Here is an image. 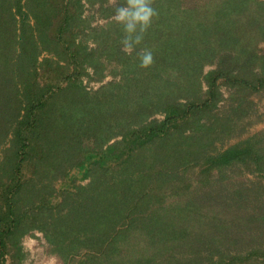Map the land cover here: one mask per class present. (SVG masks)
Segmentation results:
<instances>
[{
	"label": "trees",
	"instance_id": "16d2710c",
	"mask_svg": "<svg viewBox=\"0 0 264 264\" xmlns=\"http://www.w3.org/2000/svg\"><path fill=\"white\" fill-rule=\"evenodd\" d=\"M149 4L129 35L127 0H0V264L33 232L65 264H264V202L215 189L264 181V0Z\"/></svg>",
	"mask_w": 264,
	"mask_h": 264
},
{
	"label": "rangeland",
	"instance_id": "374dc122",
	"mask_svg": "<svg viewBox=\"0 0 264 264\" xmlns=\"http://www.w3.org/2000/svg\"><path fill=\"white\" fill-rule=\"evenodd\" d=\"M110 5L114 4L116 0H109ZM91 12H88V15H90ZM97 16V15H96ZM106 23V21L103 18L96 17V19L93 22V26H102ZM212 67H207L206 71L211 70ZM113 78L111 76H108L104 83H97V82H89L88 79L84 80V85L88 88V90H97L99 89L103 84L112 81ZM226 97L228 96V91L224 90ZM254 102L256 104L255 107V115L253 116V119L255 120V123L249 127L248 131L244 136L241 137V139H245L249 136H252L254 134H257L259 132L264 131V93L259 95H254ZM227 108V105H225V102L220 105L219 111H224ZM154 119L158 121H162L164 119V115L159 114L154 117ZM239 139L232 140L230 144H234ZM227 179L221 181V183H218L215 189L222 187V195L228 198L230 192H233L235 190H244L246 193L252 196L254 198L255 196L258 197V201L264 202V191L262 190V187L264 186V181H261L257 175H249L245 172H240L237 168L234 170L228 171L226 173ZM218 179V178H217ZM87 183V182H86ZM198 187L197 190L201 192H207L210 188H202ZM213 189V188H212ZM218 190V189H217ZM211 191V190H210ZM182 198H175V199H169L168 204H176L179 202L185 201L181 200ZM203 199V198H202ZM210 201H205L207 206H209ZM206 206V205H205ZM253 207V206H250ZM256 213V211H255ZM22 247L23 251L26 254V259L23 264H65V261L53 253V247L49 244L47 241L45 235L40 232H33L30 235L26 236L22 241ZM239 247H232L230 250H238ZM227 252H229L227 250ZM82 257H77L74 262H78Z\"/></svg>",
	"mask_w": 264,
	"mask_h": 264
},
{
	"label": "clouds",
	"instance_id": "9594fccd",
	"mask_svg": "<svg viewBox=\"0 0 264 264\" xmlns=\"http://www.w3.org/2000/svg\"><path fill=\"white\" fill-rule=\"evenodd\" d=\"M155 15L154 10L150 7L149 0H127V6L120 8L115 19L125 25L126 32L131 35L136 32L137 25L141 31L146 29L150 24L152 17ZM139 43V37L136 38ZM131 45L129 44V48ZM151 54L148 53L142 58V65L148 66L151 63Z\"/></svg>",
	"mask_w": 264,
	"mask_h": 264
}]
</instances>
